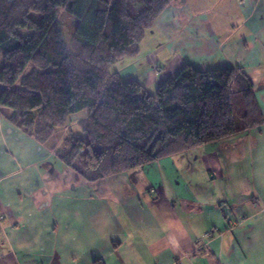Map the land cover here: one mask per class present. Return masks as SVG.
Returning <instances> with one entry per match:
<instances>
[{"label":"crops","instance_id":"0c3cea01","mask_svg":"<svg viewBox=\"0 0 264 264\" xmlns=\"http://www.w3.org/2000/svg\"><path fill=\"white\" fill-rule=\"evenodd\" d=\"M187 63L243 68L264 116V0H174L111 70L154 94ZM85 116L42 144L0 112V264H264V123L88 182L56 155Z\"/></svg>","mask_w":264,"mask_h":264},{"label":"trees","instance_id":"16d2710c","mask_svg":"<svg viewBox=\"0 0 264 264\" xmlns=\"http://www.w3.org/2000/svg\"><path fill=\"white\" fill-rule=\"evenodd\" d=\"M173 1L0 0L1 114L43 144L85 112L56 155L88 182L261 126L241 67L187 63L154 94L111 70Z\"/></svg>","mask_w":264,"mask_h":264},{"label":"built area","instance_id":"2783aa9c","mask_svg":"<svg viewBox=\"0 0 264 264\" xmlns=\"http://www.w3.org/2000/svg\"><path fill=\"white\" fill-rule=\"evenodd\" d=\"M210 236L211 234L207 235V237H210ZM208 250H209L208 242H204V241L201 242V244H199L198 249H197V251L203 255H206Z\"/></svg>","mask_w":264,"mask_h":264},{"label":"rangeland","instance_id":"374dc122","mask_svg":"<svg viewBox=\"0 0 264 264\" xmlns=\"http://www.w3.org/2000/svg\"><path fill=\"white\" fill-rule=\"evenodd\" d=\"M65 21L68 25L69 28H72L73 27V21H72V18L71 17H65ZM2 63V55L0 54V64ZM114 69V68H112ZM85 113V112H84Z\"/></svg>","mask_w":264,"mask_h":264}]
</instances>
